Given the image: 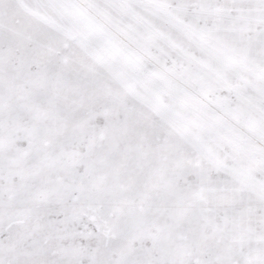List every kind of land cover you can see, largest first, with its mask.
<instances>
[{
    "label": "snow or ice",
    "instance_id": "obj_1",
    "mask_svg": "<svg viewBox=\"0 0 264 264\" xmlns=\"http://www.w3.org/2000/svg\"><path fill=\"white\" fill-rule=\"evenodd\" d=\"M0 264H264V0H0Z\"/></svg>",
    "mask_w": 264,
    "mask_h": 264
}]
</instances>
